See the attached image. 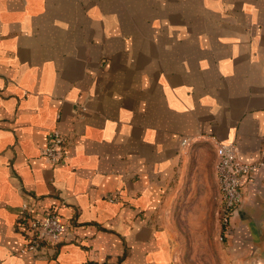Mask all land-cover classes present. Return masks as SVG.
Returning a JSON list of instances; mask_svg holds the SVG:
<instances>
[{"label": "crops", "instance_id": "0c3cea01", "mask_svg": "<svg viewBox=\"0 0 264 264\" xmlns=\"http://www.w3.org/2000/svg\"><path fill=\"white\" fill-rule=\"evenodd\" d=\"M228 143L264 163V0H0V264H174L160 209L176 177L220 199ZM24 200L66 225L45 256L19 251ZM229 224L264 262V167Z\"/></svg>", "mask_w": 264, "mask_h": 264}, {"label": "rangeland", "instance_id": "374dc122", "mask_svg": "<svg viewBox=\"0 0 264 264\" xmlns=\"http://www.w3.org/2000/svg\"><path fill=\"white\" fill-rule=\"evenodd\" d=\"M190 164H194L192 149ZM186 181L178 177L169 190V196L158 214L159 222L166 231L172 246L174 264H264L261 261H239L232 256L241 247L229 244L242 225L232 228L220 199L202 200L185 187ZM231 217V216H230ZM251 230V236H258ZM257 247V246H255ZM248 250V248H246Z\"/></svg>", "mask_w": 264, "mask_h": 264}, {"label": "built area", "instance_id": "2783aa9c", "mask_svg": "<svg viewBox=\"0 0 264 264\" xmlns=\"http://www.w3.org/2000/svg\"><path fill=\"white\" fill-rule=\"evenodd\" d=\"M185 142V141H183ZM67 138L57 130L47 137L42 156L52 166L66 156ZM216 177L225 217L236 210L241 199V188L247 178L264 167L263 162L241 161L233 144H218L216 147ZM17 228L24 236L20 252L33 256L47 254L65 235L66 225L53 208L36 210L28 201H22L17 214Z\"/></svg>", "mask_w": 264, "mask_h": 264}, {"label": "water", "instance_id": "95a60500", "mask_svg": "<svg viewBox=\"0 0 264 264\" xmlns=\"http://www.w3.org/2000/svg\"><path fill=\"white\" fill-rule=\"evenodd\" d=\"M240 205H241V199H240V202H239V204H238L237 208H238ZM237 208H236V209H237Z\"/></svg>", "mask_w": 264, "mask_h": 264}, {"label": "trees", "instance_id": "16d2710c", "mask_svg": "<svg viewBox=\"0 0 264 264\" xmlns=\"http://www.w3.org/2000/svg\"><path fill=\"white\" fill-rule=\"evenodd\" d=\"M59 243H57L55 246H54V248H56V246L58 245Z\"/></svg>", "mask_w": 264, "mask_h": 264}]
</instances>
